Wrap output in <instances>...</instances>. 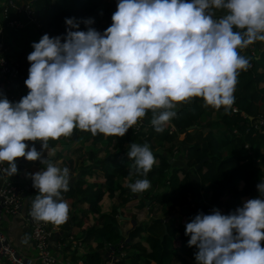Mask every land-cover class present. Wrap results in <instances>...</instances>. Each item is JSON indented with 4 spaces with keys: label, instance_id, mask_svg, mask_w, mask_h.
<instances>
[{
    "label": "clouds",
    "instance_id": "obj_1",
    "mask_svg": "<svg viewBox=\"0 0 264 264\" xmlns=\"http://www.w3.org/2000/svg\"><path fill=\"white\" fill-rule=\"evenodd\" d=\"M213 9L226 14L214 16ZM111 20L101 34L91 18H66L64 37L44 34L32 43L28 94L18 103L0 98V164L8 165L0 171L15 175L21 157L46 165L31 175L36 221L60 225L68 218L61 193L69 190L70 170L42 158L49 140L74 128L123 137L148 110L160 133L177 104L193 97L227 111L238 72L250 66L237 49L264 41V0H119ZM24 141H40L41 151ZM127 156L134 161L129 178L156 163L147 143H131ZM128 187L137 193L151 184L137 179ZM257 190L234 212L213 209L186 223L196 264H264V181Z\"/></svg>",
    "mask_w": 264,
    "mask_h": 264
},
{
    "label": "trees",
    "instance_id": "obj_2",
    "mask_svg": "<svg viewBox=\"0 0 264 264\" xmlns=\"http://www.w3.org/2000/svg\"><path fill=\"white\" fill-rule=\"evenodd\" d=\"M29 1L42 28L50 35L60 37L66 35V18L76 20L91 18L94 21L91 27L103 34L111 25L112 14L117 10L119 2V0ZM212 11L214 16L221 17L226 14L224 9ZM9 17L19 19V16L11 10ZM79 30L86 31L87 28L81 23ZM244 49V51H242L243 48L237 51L249 60L250 66L246 71L238 72L233 104L227 111L224 107L216 109L205 106L202 98L193 97L177 104L176 117L164 125V130L160 133H157L151 125L152 110H148L144 116V131L135 132L131 127L123 137L105 136L100 133L92 135L90 132L74 128L73 138H70L74 144L82 147L85 143H91L94 150L97 144H102L105 150L110 147L111 152L108 153L107 158L113 166L107 169L104 165L108 164L107 159H97L94 151L87 152L92 165L81 176L90 174L89 170L92 168H98L102 171L105 181L90 185L91 198H84L78 186H70L67 192L61 193L63 201H72L70 198H75V202L86 200L90 210L97 213V203L102 198L104 190L110 196L118 194V207L126 204L132 196L141 193L143 198L146 196L149 201L161 205L164 216H168V220H153L147 229L138 227L130 235L132 239L141 232H147L149 252L145 255L146 264L151 261L165 264L164 262L175 256L177 252L170 248V243L174 239L180 241L182 249L186 247L179 257V264H193L197 249L195 246H188L182 229L176 227L170 219L175 209H185L188 222L200 212L206 215L211 214L212 211L208 209V206L223 208L224 215H227L240 207L241 198L244 197L247 200L257 198L259 196L257 185L264 181V50L258 51L254 48V43ZM6 54L5 58H7ZM21 57L22 54L17 63H12V67H20V76L26 80L30 64L27 60L22 62ZM18 82L21 81H15V83ZM15 83L10 82L3 95L7 92L13 93ZM22 86L24 90L18 102L29 91L25 84ZM160 111L163 110H157V114ZM181 135H183L182 140H180ZM24 143L29 148L35 143L41 145L40 141H24ZM131 143L141 146L147 143L154 155L156 168H152L146 175H133L129 178V172L134 163L127 156ZM55 144L56 140H49L47 148H52ZM175 151H179V155L186 160L188 171L183 167L175 166ZM204 159L207 161L195 169V166ZM180 175L183 176L181 179ZM191 175L199 179L198 190L210 195L207 206L195 198L194 191L197 188L192 186ZM137 179H148L151 184L150 189L144 192H132L128 185ZM109 181H112V185ZM161 181L170 187L171 194L166 200L155 192L157 184ZM24 189L26 198L34 200L38 193L32 186V180L24 184ZM226 197L231 201L221 204V200ZM191 199L194 200L190 202ZM118 207L113 208L105 216V222L99 232L90 229L89 233H85L89 238H100L101 243L98 241L97 249L85 255L83 264H100L105 257L101 252L115 249L116 244L121 242L122 237L117 220ZM261 246L264 247V240L261 241ZM139 257L140 255L137 256ZM123 259L117 264H123ZM133 262L138 264L136 259Z\"/></svg>",
    "mask_w": 264,
    "mask_h": 264
},
{
    "label": "crops",
    "instance_id": "obj_3",
    "mask_svg": "<svg viewBox=\"0 0 264 264\" xmlns=\"http://www.w3.org/2000/svg\"><path fill=\"white\" fill-rule=\"evenodd\" d=\"M0 3H2V1H0ZM25 22L26 21L22 16L21 24L23 25V27L20 29H10L7 32L6 59H9L11 63H17L18 59L20 58V54H22V62L27 60V56L33 51L31 47L32 43L39 42V40L34 37L33 34V32H35V29H33L30 25H26ZM28 39H30L31 41V45L29 46L30 49L24 47L19 48L16 51L13 50L12 47L16 46L18 48L21 43H24L25 41L27 42ZM255 44L257 47H255ZM254 48H257V50L260 51L258 48V42L254 43ZM26 49L29 51L28 53ZM263 50L264 48L261 51ZM184 106H186V104ZM89 144L91 145V143L84 144L85 148H82L74 144L72 139H66L65 136H61L57 139L54 147L46 148L42 152V158H46L47 160L51 161L56 167L60 168L61 170L65 167L69 168V185L72 186L79 183V181L82 179L81 174L84 170L83 166L90 165L92 163L87 155L84 156L83 160H79V157L81 155V152L78 151L79 149L86 152L89 151V149H93L91 151H94L96 153V157L99 159L101 156L102 158L108 157L109 151L111 152L110 147L106 148L105 150L102 144L101 146L97 144L95 147L96 150H94V148H92ZM174 153L175 155L179 154V151H175ZM175 155L174 161H176ZM178 157L180 160L182 159L180 155H178ZM87 161H90L91 163L88 164ZM28 164L29 166H26L25 170L18 176V183L21 185H24L26 182L30 181L32 174L46 168V165L41 164L40 160L32 161ZM175 166L178 165L175 164ZM152 168H156V164H154ZM97 169L96 171H94L96 182L104 181V178H101L103 177V173L101 174V172H98L99 169ZM20 179L22 183L19 182ZM91 179L86 177L87 182H90ZM190 179L192 186L197 188L194 191L195 198L197 199V201L202 202L203 205L207 206V201L209 200L210 195H207L206 198H204L206 194H204L202 190H198L199 179L197 176L191 175ZM117 197L118 194L110 196L108 193L104 192L103 198L99 203V213L95 214V216L91 215L89 211H87L86 215L83 216V213L88 207L87 205H82L80 204V202H76L75 204H73V200H69L70 202H65L68 205L69 210L68 218L64 223L55 225L57 230L50 237L48 243L49 250L58 261V264H75L78 261L84 260V257L87 253L89 254L96 250L95 246L97 242L93 239V237L89 238L85 233H83L82 230L87 228V226L101 227L105 221V216L108 215L113 208L118 207ZM193 200L194 199H191L190 202H192ZM147 202L148 204H146ZM208 209L212 211L213 209L217 208L216 206H208ZM117 211L118 226L120 229L122 240L120 243L118 242L116 244L117 247L115 249L112 248V250H114L117 255L122 256L120 261H122V259L124 258L123 264H134L133 261H135V259L138 261V264H146L145 255L149 252V244L146 240L147 232H141L140 234L135 235L132 239L130 235L136 228L139 227L141 229H147L151 221L158 219L166 221L168 220V216H164L161 205L149 201L148 197L146 196L143 198L142 194L140 196H132L126 204L118 207ZM186 213L187 212L185 211V209L176 208L173 214L170 216L171 218L169 217L170 219H172V217H176V219L173 220V223L180 230L182 229L184 235L185 225L188 222L186 219ZM65 226L67 228H64ZM1 227L9 237L18 253L26 257L34 256L35 252L31 234L22 217H5L1 221ZM189 238L190 237L185 235L186 243L188 242ZM87 246H89L90 250L87 249ZM170 248L174 249L177 254L175 256H172L168 261L164 263L179 264V257L183 253V251H185L186 247L182 249L180 241L174 239L170 243ZM142 250H144L146 253H144ZM107 252V250L101 252L105 257H103V260H101L100 264H105ZM138 255H140L139 258H137ZM149 264L157 263L151 261ZM193 264H196V261H194Z\"/></svg>",
    "mask_w": 264,
    "mask_h": 264
},
{
    "label": "built area",
    "instance_id": "obj_4",
    "mask_svg": "<svg viewBox=\"0 0 264 264\" xmlns=\"http://www.w3.org/2000/svg\"><path fill=\"white\" fill-rule=\"evenodd\" d=\"M190 2V0H188ZM13 11L19 16L18 18H10L9 12ZM24 17L25 24L30 25L33 29H38L40 38L44 34L50 37L58 35H50L41 27L36 19L35 12L31 8L29 0H7V4L0 11V98L3 93V85L10 82L20 80L16 85L24 84L25 79L20 76V67L13 68L12 63L5 58L7 52V32L10 29H20L21 17ZM245 49L243 48V51ZM28 76L26 77V79ZM20 93L11 96L12 103L18 102ZM135 132L144 131V117L140 118L136 124L132 126ZM7 163L0 164V169L7 168ZM17 172L15 175L9 176L0 171V264H58L56 258L49 250L50 237L55 233L57 228L53 223L36 221L31 216L32 200H28L25 196L24 185L18 183ZM22 217L30 231L34 245V256L26 257L15 249L9 237L1 227L3 218ZM122 256L117 255L114 250H110L106 255L105 264H117ZM75 264H83L76 262Z\"/></svg>",
    "mask_w": 264,
    "mask_h": 264
},
{
    "label": "rangeland",
    "instance_id": "obj_5",
    "mask_svg": "<svg viewBox=\"0 0 264 264\" xmlns=\"http://www.w3.org/2000/svg\"><path fill=\"white\" fill-rule=\"evenodd\" d=\"M0 1H2V3H0V11H1V8L2 7H4L6 4H7V0H0ZM42 27V26H41ZM35 32H33V34H34V37H36L38 40H40V34H39V30L38 29H35L34 30ZM255 42H258V48H259V50L261 51L263 48H264V41H259V40H257V41H255ZM254 42V43H255ZM260 44V45H259ZM31 45V41H30V39H28V41L26 42H24V43H21L20 44V46L17 48L16 46H14V47H12L13 48V50L14 51H16V50H18L19 48H24V47H26L27 49H30L29 48V46ZM255 47H257L256 46V44H255ZM26 49V50H27ZM243 51V50H242ZM29 51L27 50V53H28ZM25 53V52H24ZM17 83H15V88H14V92L13 93H6L5 95H3V93H2V98H7L10 102H12V100H11V96H15V95H17V93H20L21 94V92L24 90V87L22 86V85H24V84H22V85H19V86H17L16 85ZM8 84H4L3 85V92L4 91H7L6 90V88H8V86H7ZM16 103H18V102H16ZM73 135H74V133L72 132V134L70 135V136H67L66 137V139H70V138H73ZM183 139V135H181L180 136V140H182ZM56 142H57V139H56ZM85 144H88V143H85ZM90 145V144H89ZM98 145H100L101 146V144H98ZM90 146H92V144L90 145ZM82 148H85V145L84 146H82ZM92 149H89V151H91ZM79 152H81V155H80V157H79V160H83V158H84V156L85 155H87L88 156V153L87 152H89V151H82V150H78ZM110 152V151H109ZM178 155L179 154H176L175 155V164H177L178 165V167H183V169H185V170H187L188 171V169L186 168V160L185 159H183L182 157V159L180 160L179 159V157H178ZM101 156V155H100ZM96 157V156H95ZM110 157V156H109ZM97 158V157H96ZM97 159H99V158H97ZM100 159H102V160H106L107 159V161L106 162H108V164L106 163V164H104L105 166H107V169H110V167H112L113 165L111 164V162H109L110 161V159L109 158H107V157H103L102 158V156L100 157ZM88 162V164L89 163H91L90 161H87ZM126 162V161H125ZM124 162V163H125ZM92 165V163L90 164V165H86V166H83L84 167V170H83V172L84 171H88V169H89V167ZM29 166V164L27 165V167ZM110 166V167H109ZM96 169L97 168H92L91 170H89V172H90V174H87V175H85V176H82V179L79 181V183H77V184H74V185H69V187L71 186V187H77L78 186V189H80L81 190V192H83V197L84 198H91L90 197V189H91V187H90V185L92 184V183H94V182H96V177H94V171H96ZM98 170V169H97ZM100 170V169H99ZM98 170V172H101V174H102V171H99ZM103 175V174H102ZM86 177H88L89 179H91V178H93V179H91L90 180V182H87L86 181ZM183 176H181L180 175V179L182 178ZM101 178H104V177H101ZM104 181H105V179H104ZM104 181H100V182H97V183H103ZM152 181H153V179H152ZM19 182H21L22 183V181H21V179L19 180ZM119 182V181H118ZM109 183L112 185V181H109ZM166 187V188H165ZM150 189V188H149ZM148 189V190H149ZM178 189V188H177ZM103 192H105V190L103 191ZM155 192L157 193V194H159V195H161L163 198H164V200H166V199H168L169 197H170V194H171V191H170V187L169 186H167V185H165L164 184V181H161V182H159L158 184H157V187H156V189H155ZM104 195V194H103ZM103 195H102V198H103ZM136 195H138V196H140L141 195V193H139V194H136ZM206 196L207 195H205L204 196V198H206ZM102 198L100 199V201L97 203V208H98V212L97 213H94V212H92L91 210H90V206H89V203H88V201H86V200H81L80 201V204H82V205H87L88 207H89V210H88V207H87V209L85 210V212L83 213V216H85L86 215V213H87V211H89L90 213H91V215H94L95 216V214H98L99 213V203L101 202V200H102ZM70 199H72V200H74L73 201V204H75L76 202H75V198L73 199V198H70ZM247 200V199H246ZM231 201V199L229 198H225V199H222L221 200V204H223L224 202H230ZM245 201V198L243 197V198H241L240 199V207H242V205H243V202ZM70 202V201H69ZM207 203H208V201H207ZM112 206H113V204H112ZM217 208V207H216ZM218 210H220V212H221V214H223V212H224V209L223 208H221V209H218ZM68 213H69V210H68ZM176 219V217H172V221L173 220H175ZM105 220V219H104ZM105 222V221H104ZM83 223V222H82ZM104 224V223H103ZM80 226H81V224H80ZM103 226V225H102ZM101 226V227H102ZM101 227H96V226H87V228H85V229H83L82 231H83V233H89V230L90 229H93L94 231H96V232H99V230H100V228ZM95 238V237H94ZM93 238V239H94ZM96 239V240H95ZM94 240L97 242L96 243V246H95V249H97V245L99 244V242L101 243V240H100V238H95ZM99 241V242H98ZM87 249L88 250H90V248H89V246H87ZM88 254V253H87ZM86 254V255H87ZM84 260H85V257H84ZM79 262H81V263H84L83 262V260H81V261H79Z\"/></svg>",
    "mask_w": 264,
    "mask_h": 264
},
{
    "label": "water",
    "instance_id": "obj_6",
    "mask_svg": "<svg viewBox=\"0 0 264 264\" xmlns=\"http://www.w3.org/2000/svg\"><path fill=\"white\" fill-rule=\"evenodd\" d=\"M216 16H219V15H216ZM33 146L36 148V150H37L38 152L41 151V147H42V146H41L40 144L35 143ZM33 146H32V147H33ZM26 151H27V150H26ZM205 161H207V159H204L202 162H200L199 164H197V165L195 166V169H198V168L201 166V164H202L203 162H205ZM30 162H32V161H26L23 157L18 158V159L15 161V164H16V166H17V172L22 173V172L25 170V168H26V166L28 165V163H30ZM146 204H148V202H147Z\"/></svg>",
    "mask_w": 264,
    "mask_h": 264
}]
</instances>
